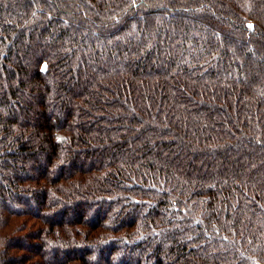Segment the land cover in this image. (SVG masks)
I'll return each mask as SVG.
<instances>
[{
  "label": "trees",
  "instance_id": "1",
  "mask_svg": "<svg viewBox=\"0 0 264 264\" xmlns=\"http://www.w3.org/2000/svg\"><path fill=\"white\" fill-rule=\"evenodd\" d=\"M0 264H264V0H0Z\"/></svg>",
  "mask_w": 264,
  "mask_h": 264
}]
</instances>
